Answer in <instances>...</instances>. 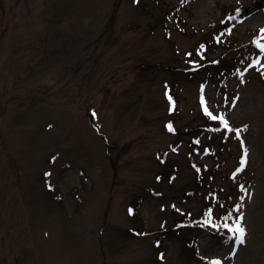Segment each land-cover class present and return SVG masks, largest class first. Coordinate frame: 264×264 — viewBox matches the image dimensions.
I'll use <instances>...</instances> for the list:
<instances>
[{
  "label": "rangeland",
  "instance_id": "obj_1",
  "mask_svg": "<svg viewBox=\"0 0 264 264\" xmlns=\"http://www.w3.org/2000/svg\"><path fill=\"white\" fill-rule=\"evenodd\" d=\"M262 29L264 0H0V264H264ZM205 108L235 134L198 145Z\"/></svg>",
  "mask_w": 264,
  "mask_h": 264
},
{
  "label": "trees",
  "instance_id": "obj_2",
  "mask_svg": "<svg viewBox=\"0 0 264 264\" xmlns=\"http://www.w3.org/2000/svg\"><path fill=\"white\" fill-rule=\"evenodd\" d=\"M163 1L165 2V0H163ZM245 11H246V8H244L242 6H235V7L232 8V10L230 9L229 12L227 13V15L222 19V23L224 25H221L220 24V27L218 28V31H216V34L214 36H212L213 37L212 38L213 39L212 42L214 43V37L215 38L217 37V33L222 34V35L226 34L225 33V30H224L225 28L226 29H231L234 26V21L235 20L242 19V17L246 14ZM216 26H217V24L214 25V27H216ZM222 26H223V28L221 29ZM229 31H226V32H229ZM258 37H260V34H257L255 36V40H253L251 42V43H253V45H252L253 49L257 47L256 46V42H257V38ZM206 41L207 42H204V46H205V48L208 49L209 48L208 47L209 46V43H210V45H212V44H211L210 40H206ZM250 45L251 44L248 43L246 46L249 47ZM223 58H224L223 55H221L220 57H217L214 60H210V62H211V64H209V66H210V69H209L210 74L211 73H214L215 74L214 76H216V77H222L221 76L222 74L228 76V75H231V74H234V73L239 74L240 76H242L243 71L240 70V66H241L242 62L244 61L243 60L244 57H240L239 63L238 64H235L234 66L233 65H225L224 62H223ZM216 117H218V116H216ZM210 122H212L210 125H213V126H209V125L208 126H205V125H203V127L201 129L202 132L200 134H197L196 137H198V138L196 139V141H197V144L198 145L201 144L200 135L201 134H205L207 132L210 135L213 134L214 137H218L221 133H224L226 135V138L228 136L230 137V135H232V134H235L234 133L235 131L233 130V128H232V126L230 124H228V128H225L224 126H222L219 123L218 119H215L214 120V119L210 118ZM196 149H199V148H196ZM196 152H199V150H196ZM245 164L246 163L244 162L242 165L244 166ZM236 171L237 170H235V172ZM239 174L240 173H235V174L232 173V175L230 176V178L232 180H234V181H237V180L240 181L241 178L239 179V177H240ZM216 189H219V188H216ZM213 193L216 195V198L217 199L214 200L215 202L212 201V203H208L207 204V206H208L207 214H208L209 210L211 211L210 212V219H212V220H210V221H214V219H215V217H213L211 215L213 209L215 208V203L218 202V201H226V200H223L222 198L220 199V195L219 194H217L215 192H213ZM218 203H221V202H218ZM223 204H224V202H223ZM225 206L227 208L228 207H231L230 201L228 203H226ZM233 208L235 210H237L235 207H233ZM222 213H225L224 215L227 216V218H228V220H230V222H232L235 219V214L233 213V210L232 209H230L228 213H227L226 210H222ZM182 218L183 219H180V222L178 224H173V226H167L166 227V230L171 231L172 229L175 228V226H178L179 227V230L181 231L180 225H181V228H183V226L185 228L186 225H189V223L185 221L186 216H183ZM206 220H209V219L206 218ZM197 226L199 228L201 227L198 224H197ZM208 227L211 228L212 232L218 238L219 241H225L226 243H230L236 237V235L234 233L229 232L228 228L217 229V228H212L209 225H208ZM194 264H213V260L211 261V259L208 260L206 258L205 259L204 258H201V259H198Z\"/></svg>",
  "mask_w": 264,
  "mask_h": 264
},
{
  "label": "snow or ice",
  "instance_id": "obj_3",
  "mask_svg": "<svg viewBox=\"0 0 264 264\" xmlns=\"http://www.w3.org/2000/svg\"><path fill=\"white\" fill-rule=\"evenodd\" d=\"M261 33H262V37H261V39H264V29H262L261 30ZM256 46L259 48V49H261L262 51H264V43H260L259 41H257L256 42ZM205 113L207 114V115H209L212 119H220L223 123H224V127L225 128H228V124H227V122L226 121H224L223 120V117H216V116H214V115H212L211 113H209L208 111H207V108H205ZM169 127V130L171 131L172 129H171V126L169 125L168 126ZM244 163V161L242 160V164ZM131 211V210H130ZM225 227H227V225H225ZM234 231H236V232H238L239 234H240V237H241V242H242V237H243V235H244V230L242 229V228H240L239 226H237L235 229H234ZM213 264H219V262L218 261H214L213 262Z\"/></svg>",
  "mask_w": 264,
  "mask_h": 264
}]
</instances>
